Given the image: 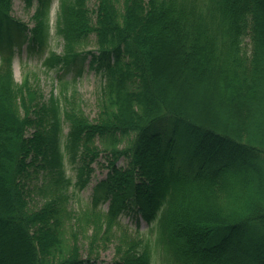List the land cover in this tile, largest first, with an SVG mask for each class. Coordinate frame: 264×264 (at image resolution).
Segmentation results:
<instances>
[{
  "label": "trees",
  "instance_id": "16d2710c",
  "mask_svg": "<svg viewBox=\"0 0 264 264\" xmlns=\"http://www.w3.org/2000/svg\"><path fill=\"white\" fill-rule=\"evenodd\" d=\"M11 1L0 0V46L43 43L51 0H24L38 2L31 34ZM89 1H62L67 53L49 60L66 70L91 56L101 82L93 122L18 85L11 58L0 68V264H91L78 233L66 240L62 204L65 156L84 188L96 139L110 170L78 220L93 227L90 250L105 237L119 242L117 264H151L158 250L164 264H264V0ZM90 34L98 48L82 56L74 46ZM35 193L54 196L34 209ZM162 209L157 244L116 235L123 214L151 221Z\"/></svg>",
  "mask_w": 264,
  "mask_h": 264
},
{
  "label": "rangeland",
  "instance_id": "374dc122",
  "mask_svg": "<svg viewBox=\"0 0 264 264\" xmlns=\"http://www.w3.org/2000/svg\"><path fill=\"white\" fill-rule=\"evenodd\" d=\"M59 0H54L51 9V25L52 31L49 40L47 41V45L42 51L41 54H34L29 50L28 45H24L20 49H17L15 52L14 58V69L16 82L21 84L23 80L29 79L33 85L39 88L40 92L43 94L45 100H48L52 95H57V97H61V82L62 81H71L75 78V84L72 82L71 90L69 92L70 95H73L72 98V106H78L80 109L90 120H94L98 114V106H97V93L99 90L98 81L95 78L94 72L88 68V65L85 64L83 72L77 76V69L71 71L70 74L63 75V72L58 71V69L49 70L45 66L46 58L52 53H57L62 55L64 53V41L62 38L56 35L55 33V20H56V12L58 10ZM262 9L264 11V2L262 5ZM35 9H30L22 2V0H14L11 8V15L18 18L19 20L34 25V20L32 16L34 15ZM94 36L91 38L92 43L94 42ZM246 43L250 42V39L247 38ZM93 44H88L84 46L85 49L94 48ZM60 75H63L59 77ZM77 76V77H76ZM75 89V93L73 91ZM185 91V88L182 89ZM206 105H210L209 101H204ZM230 111H234L235 108H229ZM244 108L241 109V113H244ZM96 145L100 148L104 149V144L102 141H96ZM106 153L102 152L96 161L92 163V168L94 169L91 175V183L84 191H78L75 194H72L70 197L69 203L64 205L65 210V227H66V240L68 244L73 243V233H78L81 235L79 247L81 254L83 257H90L93 259H98L95 264H114V261L118 257L117 254V244L118 241H112L113 239H108L103 237L99 242L98 246L95 250H90V237L93 235V228L90 225L82 228L78 226H82L78 224V217L84 213L86 210L91 209L92 207V193L93 187L96 183L103 179L108 172V168L106 167ZM119 164L122 161L118 162ZM67 174L71 177L76 176L75 168L67 165ZM246 192V190H244ZM238 193L236 192V195ZM247 193H241L242 199L246 197ZM74 195H76L74 197ZM107 206H103V209H107ZM129 228L132 233H137V230L141 233V235L153 237L157 233V229H150L147 231L148 225L141 220V222H136L128 217L123 218L122 228ZM117 232H119L117 230ZM102 237V236H101ZM92 252V253H91ZM14 264H20L18 260L14 262ZM155 264H160V259L156 258Z\"/></svg>",
  "mask_w": 264,
  "mask_h": 264
},
{
  "label": "bare ground",
  "instance_id": "6f19581e",
  "mask_svg": "<svg viewBox=\"0 0 264 264\" xmlns=\"http://www.w3.org/2000/svg\"><path fill=\"white\" fill-rule=\"evenodd\" d=\"M163 71H164V70H163L161 67H159V66H158L157 69H156V72H157L158 75H161V74L163 73ZM253 109H257V107L254 105V106H253ZM225 117H226V116H225ZM230 117H231V116H230ZM246 188H247V187H246ZM241 193H252V192L249 190V188H247V189H246V192L241 191ZM246 196H247V194H246ZM253 238H256V237L253 236ZM25 249H26V248H25L24 245H21V248L18 249V252H20V253H19L20 256L23 255V254L25 253Z\"/></svg>",
  "mask_w": 264,
  "mask_h": 264
}]
</instances>
